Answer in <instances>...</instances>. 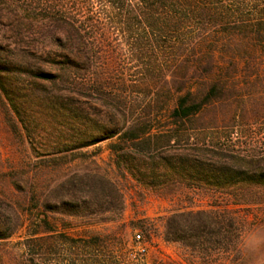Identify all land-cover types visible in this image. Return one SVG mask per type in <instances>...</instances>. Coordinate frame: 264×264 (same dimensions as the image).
Returning <instances> with one entry per match:
<instances>
[{"label": "rangeland", "instance_id": "374dc122", "mask_svg": "<svg viewBox=\"0 0 264 264\" xmlns=\"http://www.w3.org/2000/svg\"><path fill=\"white\" fill-rule=\"evenodd\" d=\"M237 1L226 2L235 5ZM251 1L245 0L247 4ZM259 5L264 8V1ZM54 6L79 22L92 19L99 31L108 29L104 39L89 32L98 47L95 66L87 77L89 93L101 96L95 81L98 71L102 81L110 82L106 94L119 95L123 103L119 107L126 105L127 126L152 124L153 135L159 136V129L169 131L170 127L171 144L167 138L153 137L150 147L158 151L146 152L160 154L172 164L185 158L207 162L204 148L264 159V61H239L237 68L217 69L212 76L203 69L197 74L172 73L168 71L170 60L152 49L150 53L132 52L130 32L118 29L120 25L111 26L115 13L104 0H0V231L16 227L10 238L0 239V264H67L65 259L76 264L98 259L101 264H264V191L259 187L246 190L249 204H235L210 179L171 176L172 169L164 160L157 157L153 163L140 157L133 143L120 141L114 150L111 145L119 141L117 137L72 148L73 131L54 114L59 101L68 104V97L73 98L86 109L91 125L103 121L114 128L124 120L112 119L109 107L99 100L60 90L51 78L41 75L43 70L57 75L56 62L47 61L43 54L50 52L53 60L59 59L52 38L55 30L48 31L37 20L50 16ZM73 73L71 81L78 82V74ZM162 73L170 75L173 90L190 85L202 90L209 83L217 84L213 103L191 119L175 122L168 108L171 94L153 80ZM131 85L137 87L130 89ZM141 142L147 147L149 140ZM120 147L129 150L117 151ZM95 174L120 189L123 210L92 213L60 204L69 200L66 192L73 182ZM219 209L226 211L227 218L238 217L241 238L235 250L204 254L164 240L166 218L171 214ZM51 229L70 238L97 242L99 237L100 245L73 248L65 237L54 238ZM36 232L41 240L30 243Z\"/></svg>", "mask_w": 264, "mask_h": 264}, {"label": "trees", "instance_id": "16d2710c", "mask_svg": "<svg viewBox=\"0 0 264 264\" xmlns=\"http://www.w3.org/2000/svg\"><path fill=\"white\" fill-rule=\"evenodd\" d=\"M104 1L115 13L114 17L110 18L112 19L111 26L120 25L118 29L130 32L132 52L150 53L152 49L156 55L170 60L168 71L172 70V73L185 70L186 72L195 71L197 74L203 69L209 76H212L217 69L237 68L236 63L239 61H264V8L259 5V2L264 0H254L248 4L245 0H238L235 5L227 3V0ZM31 3L29 2L30 5L27 6L28 10L32 8ZM58 8L51 7L50 16L37 18L42 27L50 31L55 30L52 38L57 42L55 55L59 58L57 61L53 60L50 52L43 51L47 61L56 62L57 75H50L43 68L41 75L44 78H51L60 90L73 91L79 96L99 100L109 107L112 119L119 116L124 120L116 123L114 128L106 127L103 121H95L91 125L86 109L82 105H77L76 101H72L73 98L68 97V104L63 100L59 101L54 114L58 118H63V122L68 124L73 131L70 140L73 149L117 137L119 141L111 145L114 150L120 141L133 143L137 147L133 151H141L140 157L148 158L153 163L157 157L164 160L165 164L172 169L171 176L179 174L185 180L186 178L194 180L198 177L210 179L214 182L216 189L231 196L235 204H249V197L246 193L248 188L259 187L264 191V167H260L264 159H248L204 148L202 151L208 152L209 161L185 158L172 164L160 154L155 156L148 153L158 151L150 147L153 137L167 138V142L171 144L174 136L169 135L170 127L169 131L159 129L161 133L159 136L158 134L153 135L154 127H152L151 120L149 127L143 122L127 126L126 105L119 107L123 104L118 100L119 95L112 97L106 94L104 90L110 87V82L102 81L101 73L98 71L95 73L97 75L95 81L99 85V91L102 92L101 96L98 98L89 93L87 77L90 68L95 66L93 61L97 59L95 49L98 48L94 42H91L89 32L100 34L104 39L108 34V29L99 31V25L92 19L88 18L79 22ZM146 66L149 68L150 65ZM73 70L78 74V82L71 81V75L75 74ZM187 75L189 74H184V76ZM167 76L170 75L157 74L156 79L153 80L156 85L162 83L171 94L168 108L170 117L175 122L189 120L213 103L217 84L209 83L210 85H207L209 87L205 86L207 89L202 90L195 89L192 85L173 90L172 82ZM145 84L150 83L145 82ZM135 87L137 85L129 86L130 89ZM118 91L122 93L124 90L118 89ZM146 139L149 140L145 143L147 147L143 145L144 142H141ZM127 150L126 147L117 149V151ZM216 159L219 162H216ZM79 179L78 183H72L71 189H67L69 200L60 202L61 205L73 210L83 207L92 213L123 210V195L116 184L107 177L95 174L85 175ZM221 210H191L171 214L166 218L164 240L169 243H180L204 254L213 251L220 252L227 248L235 250L241 238L238 217L234 214L227 218L223 214L226 211ZM15 228L12 227L5 233L0 231V239L10 238ZM51 231L55 234L54 238L65 237L70 240L73 248L98 246L101 241L99 237H96L98 239L96 242L88 238H70L65 233L54 229ZM37 235L38 232L34 233V237L29 239V242H39L41 238L35 237ZM65 260L67 264L77 263L72 259ZM93 261L95 264L103 262L101 259Z\"/></svg>", "mask_w": 264, "mask_h": 264}, {"label": "built area", "instance_id": "2783aa9c", "mask_svg": "<svg viewBox=\"0 0 264 264\" xmlns=\"http://www.w3.org/2000/svg\"><path fill=\"white\" fill-rule=\"evenodd\" d=\"M137 237H138L139 239H141V238H142V236H141V235H137Z\"/></svg>", "mask_w": 264, "mask_h": 264}]
</instances>
